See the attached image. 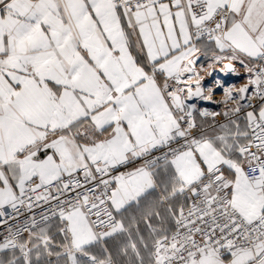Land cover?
<instances>
[{
  "label": "snow or ice",
  "instance_id": "snow-or-ice-1",
  "mask_svg": "<svg viewBox=\"0 0 264 264\" xmlns=\"http://www.w3.org/2000/svg\"><path fill=\"white\" fill-rule=\"evenodd\" d=\"M0 226V264H264V0H0Z\"/></svg>",
  "mask_w": 264,
  "mask_h": 264
},
{
  "label": "crops",
  "instance_id": "crops-1",
  "mask_svg": "<svg viewBox=\"0 0 264 264\" xmlns=\"http://www.w3.org/2000/svg\"><path fill=\"white\" fill-rule=\"evenodd\" d=\"M219 67H220V66H217V68H219ZM217 74H218L219 76H221L222 78L226 79V80L229 81V82H232V81L236 80V77H234V76H232V75H227V76H226L224 73H218V72H217V73H214L213 76H211V77L208 78L209 83L212 81V79L215 78V76H216ZM214 93H216V95L214 96V98H215V99H219L221 93L218 92V91H217V92H214ZM214 93H213V94H214ZM201 105H202V104H201ZM202 106H206V105H202Z\"/></svg>",
  "mask_w": 264,
  "mask_h": 264
},
{
  "label": "water",
  "instance_id": "water-1",
  "mask_svg": "<svg viewBox=\"0 0 264 264\" xmlns=\"http://www.w3.org/2000/svg\"><path fill=\"white\" fill-rule=\"evenodd\" d=\"M209 82V81H208ZM202 105H206V106H211L209 104H207V102H201Z\"/></svg>",
  "mask_w": 264,
  "mask_h": 264
},
{
  "label": "built area",
  "instance_id": "built-area-1",
  "mask_svg": "<svg viewBox=\"0 0 264 264\" xmlns=\"http://www.w3.org/2000/svg\"><path fill=\"white\" fill-rule=\"evenodd\" d=\"M213 95L215 96V95H216V93H214ZM6 211H7V209H6ZM2 227H3V226H0V228H2Z\"/></svg>",
  "mask_w": 264,
  "mask_h": 264
}]
</instances>
